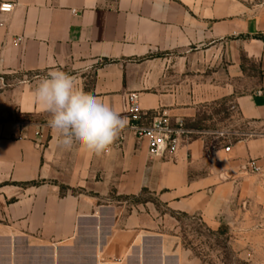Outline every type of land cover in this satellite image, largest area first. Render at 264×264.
Masks as SVG:
<instances>
[{
  "label": "crops",
  "instance_id": "1",
  "mask_svg": "<svg viewBox=\"0 0 264 264\" xmlns=\"http://www.w3.org/2000/svg\"><path fill=\"white\" fill-rule=\"evenodd\" d=\"M7 2L15 7L0 11V264H198L173 216L217 227L227 176L250 161L264 168V136L219 146L188 126L229 99L243 121L264 122V0ZM51 70L122 117L137 94L143 111L183 122L184 143L154 159L126 117L101 155L61 146L33 95ZM144 195L161 208L117 199Z\"/></svg>",
  "mask_w": 264,
  "mask_h": 264
},
{
  "label": "rangeland",
  "instance_id": "2",
  "mask_svg": "<svg viewBox=\"0 0 264 264\" xmlns=\"http://www.w3.org/2000/svg\"><path fill=\"white\" fill-rule=\"evenodd\" d=\"M253 75L254 70L252 79ZM256 89L257 85L252 84L251 91ZM188 127L204 133L208 141L219 146L264 136V122L243 121L236 101L230 99L220 100L218 107L201 113ZM228 179L230 187L217 227L208 226L198 216L175 215L176 231L198 264H264V168L259 172L242 168ZM147 198L161 208L155 197H117L127 206Z\"/></svg>",
  "mask_w": 264,
  "mask_h": 264
},
{
  "label": "clouds",
  "instance_id": "3",
  "mask_svg": "<svg viewBox=\"0 0 264 264\" xmlns=\"http://www.w3.org/2000/svg\"><path fill=\"white\" fill-rule=\"evenodd\" d=\"M34 100L50 114L48 124L58 143L71 148L79 145L101 155L127 126L109 104L80 88L75 78L60 70H51L34 90Z\"/></svg>",
  "mask_w": 264,
  "mask_h": 264
},
{
  "label": "built area",
  "instance_id": "4",
  "mask_svg": "<svg viewBox=\"0 0 264 264\" xmlns=\"http://www.w3.org/2000/svg\"><path fill=\"white\" fill-rule=\"evenodd\" d=\"M14 7L12 2L3 3L0 5V11L10 14ZM124 113L129 120L130 130L139 141L147 144L149 154L154 159L164 160L176 154L185 141L187 132L181 120L173 122L172 118L163 112L150 114L143 111L139 107L137 94L132 93L125 98ZM248 167L255 172L260 171L253 161L249 162Z\"/></svg>",
  "mask_w": 264,
  "mask_h": 264
}]
</instances>
